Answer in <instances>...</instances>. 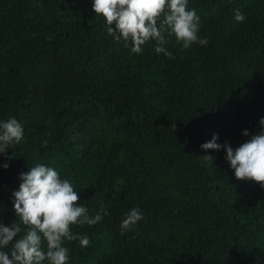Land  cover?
Listing matches in <instances>:
<instances>
[{"label": "trees", "instance_id": "16d2710c", "mask_svg": "<svg viewBox=\"0 0 264 264\" xmlns=\"http://www.w3.org/2000/svg\"><path fill=\"white\" fill-rule=\"evenodd\" d=\"M189 7L208 43L169 37V58L151 40L130 53L91 0H0V119L24 125L0 168V221L15 219L19 174L44 163L90 215L107 210L72 226L90 243L65 241L69 264H264V188L237 179L223 148H200L213 133L235 147L261 130L264 0ZM134 206L143 219L122 231Z\"/></svg>", "mask_w": 264, "mask_h": 264}, {"label": "clouds", "instance_id": "9594fccd", "mask_svg": "<svg viewBox=\"0 0 264 264\" xmlns=\"http://www.w3.org/2000/svg\"><path fill=\"white\" fill-rule=\"evenodd\" d=\"M91 8L102 17L107 34L122 41L130 53L141 54L151 40L155 41L156 54L171 58L166 45L172 36L184 49L193 43H208L206 36L199 35L200 16L189 7V0H91ZM233 18L242 22L245 15L234 9ZM258 122L259 133L238 146L219 143L218 135L213 133L200 148L205 152L223 148L237 179H251L264 188V116ZM242 134L248 136L249 132L244 129ZM23 139L24 125L15 117L0 119V156L6 157L0 168L9 167L11 157H7L6 149ZM202 156L213 161L210 154ZM19 180L18 188L11 192L15 219L7 225L0 221V264H69L70 250L64 242L78 240L81 247L90 243L87 235L74 233L72 226L95 225L107 215V210L101 206L90 215L86 204L76 203L78 190L72 181L62 178L51 165L36 163L20 173ZM142 219L139 207H131L124 213L120 229L131 230Z\"/></svg>", "mask_w": 264, "mask_h": 264}]
</instances>
